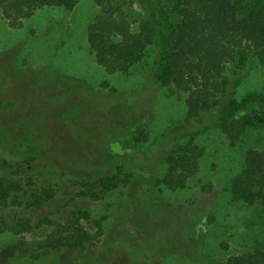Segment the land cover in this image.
Returning <instances> with one entry per match:
<instances>
[{"label": "trees", "instance_id": "trees-1", "mask_svg": "<svg viewBox=\"0 0 264 264\" xmlns=\"http://www.w3.org/2000/svg\"><path fill=\"white\" fill-rule=\"evenodd\" d=\"M78 2L0 0V18L17 29L36 11L73 10ZM92 2L98 13L86 27V42L94 61L108 74H128L156 45L153 81L177 95L186 122L217 113V125L231 145L247 134L251 140V130L264 127L263 91L225 99L230 66H264V0ZM11 63L9 67L0 63L3 83L11 85L9 92L6 84L0 86V234L18 239L13 244L16 258L0 259V264H14L23 257L37 261L66 251L81 254L101 239L107 240L111 250H120L123 245L117 242L113 222L120 215L118 207L128 199L136 206L140 201L143 205L156 201L157 192H147L154 186L158 192L183 189L195 173L202 149L190 138L162 154L163 171L150 178L149 188L145 174L130 167L134 144L144 137L143 132L128 137L111 116L99 111L81 118L65 112L70 94L64 85L58 88L18 78L11 68L19 72L27 62L14 58ZM109 85V80L103 81L101 88ZM256 133V142L242 152L241 168L229 180L227 192L231 202L258 209L264 218V132ZM108 165L114 172L104 173ZM40 168L75 179L81 186L77 199L98 200L105 192L95 188L106 185L111 202L95 213L79 208L62 215L64 206L48 212L57 189L39 183ZM223 264H264V249L228 255Z\"/></svg>", "mask_w": 264, "mask_h": 264}, {"label": "rangeland", "instance_id": "rangeland-1", "mask_svg": "<svg viewBox=\"0 0 264 264\" xmlns=\"http://www.w3.org/2000/svg\"><path fill=\"white\" fill-rule=\"evenodd\" d=\"M97 13L92 0H79L73 10L50 7L36 11L17 29L0 18V63L9 67L19 58L27 63L19 72L11 68L18 78L58 88L64 85L70 94L64 111L80 118L99 111L111 116L128 137L143 132L144 137L134 144L130 167L145 174L149 188L153 184L150 178L163 171L161 155L177 144L193 138L202 153L183 189L158 192L154 186L147 192H157L156 201H147V205L140 201L136 206L138 203L128 199L118 207L120 215L113 222L120 239L117 242L123 245L120 250H111L107 240L101 239L85 253L59 252L37 261L23 257L14 264H79L80 259L97 260V264H223L228 255L264 249V218L259 210L231 202L227 192L229 180L241 168L243 150L256 142V130L262 133L264 127L251 130V140L247 134L231 145L217 125V113L186 122L177 95L153 81L159 52L156 45L148 48L147 56L128 74H108L94 61L86 42V27ZM228 74L231 82L225 99L254 90L264 92L263 65L230 66ZM107 80L115 91L101 88ZM3 82L4 76H0V86L6 84L9 92V81ZM104 171L109 174L114 167L108 165ZM56 172L55 176L51 169L37 170L39 183H50L57 189L48 212L64 206L62 215L79 208L95 213L104 211L111 202L106 185L95 188L105 192L98 200L77 199L81 186L72 177ZM47 211L45 215H49ZM3 212L11 216V212ZM16 239L18 236L0 234V259L16 258Z\"/></svg>", "mask_w": 264, "mask_h": 264}]
</instances>
